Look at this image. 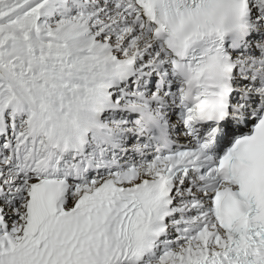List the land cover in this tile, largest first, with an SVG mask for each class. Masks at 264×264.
Returning a JSON list of instances; mask_svg holds the SVG:
<instances>
[{
    "label": "snow or ice",
    "instance_id": "obj_1",
    "mask_svg": "<svg viewBox=\"0 0 264 264\" xmlns=\"http://www.w3.org/2000/svg\"><path fill=\"white\" fill-rule=\"evenodd\" d=\"M0 264H264V0H0Z\"/></svg>",
    "mask_w": 264,
    "mask_h": 264
}]
</instances>
